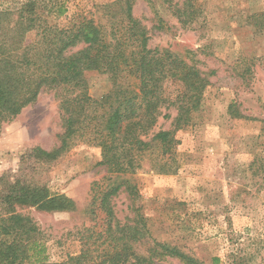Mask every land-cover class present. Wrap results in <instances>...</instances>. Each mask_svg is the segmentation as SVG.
<instances>
[{
    "label": "rangeland",
    "instance_id": "1",
    "mask_svg": "<svg viewBox=\"0 0 264 264\" xmlns=\"http://www.w3.org/2000/svg\"><path fill=\"white\" fill-rule=\"evenodd\" d=\"M28 2L59 27L81 17L108 26L124 6L121 0H0V40ZM189 3L196 19L184 27L162 0L132 1L133 17L148 30V47L167 49L195 66L209 86L191 123L175 133L171 155L161 160L148 154L140 170L122 177L136 186L153 238L179 246L204 264H213L214 258L218 264H264V0ZM58 5L66 12L54 17ZM33 40L31 31L25 41ZM84 79L95 100L113 86L108 75L93 71L85 72ZM123 85L133 88V81ZM230 105L242 117H233ZM170 121L160 117L154 131L169 129ZM61 133L58 101L48 91L0 126V207L11 200L19 214L32 219L50 263L78 253L83 229H102L104 215L92 198L115 178L98 166L100 149L82 139L53 163L30 153L53 150ZM23 188L62 195L74 209L46 212L20 203L14 197ZM111 203L118 219L129 215L123 190Z\"/></svg>",
    "mask_w": 264,
    "mask_h": 264
},
{
    "label": "trees",
    "instance_id": "2",
    "mask_svg": "<svg viewBox=\"0 0 264 264\" xmlns=\"http://www.w3.org/2000/svg\"><path fill=\"white\" fill-rule=\"evenodd\" d=\"M121 1L122 15L108 26L81 17L67 27L50 24L37 13L35 3L28 2L18 9L14 26L1 35L0 126L14 120L42 92H53L62 123L59 144L51 151L34 148L30 153L53 163L82 139L100 149L98 166L115 178L92 198V205L97 204L104 215L102 229L78 232V253L59 263L48 261L47 247L32 219L19 214L11 200L5 202V209L2 204L0 264H163L169 260L204 264L179 246L151 236L138 190L123 177L140 170L148 154L161 160L171 155L177 145L175 133L191 123L209 81L169 50L150 49L148 30L132 15L133 0ZM162 1L184 27L196 19L189 0L182 6ZM65 12L58 5L52 15ZM31 31L34 40L26 43ZM88 71L108 75L112 81V89L99 100L87 93L84 73ZM129 79L133 88L123 85ZM229 113L242 117L233 105ZM160 117L171 120L169 129L154 131ZM121 190L130 202L124 220L117 218L111 203ZM18 194L14 200L46 212L74 209L70 199L49 195L47 190L45 195L23 188ZM144 246L145 251L140 250ZM212 262L218 264L219 259Z\"/></svg>",
    "mask_w": 264,
    "mask_h": 264
}]
</instances>
